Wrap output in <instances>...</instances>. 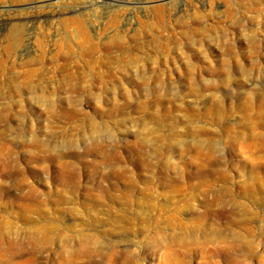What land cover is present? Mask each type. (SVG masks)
Returning a JSON list of instances; mask_svg holds the SVG:
<instances>
[{
    "label": "rangeland",
    "instance_id": "rangeland-1",
    "mask_svg": "<svg viewBox=\"0 0 264 264\" xmlns=\"http://www.w3.org/2000/svg\"><path fill=\"white\" fill-rule=\"evenodd\" d=\"M0 264H264V0H0Z\"/></svg>",
    "mask_w": 264,
    "mask_h": 264
},
{
    "label": "bare ground",
    "instance_id": "bare-ground-1",
    "mask_svg": "<svg viewBox=\"0 0 264 264\" xmlns=\"http://www.w3.org/2000/svg\"><path fill=\"white\" fill-rule=\"evenodd\" d=\"M20 27V26H19ZM14 31V35H18L19 34V32H20V30H19V28H18V26L13 30ZM45 50V49H44ZM18 94V93H17Z\"/></svg>",
    "mask_w": 264,
    "mask_h": 264
}]
</instances>
